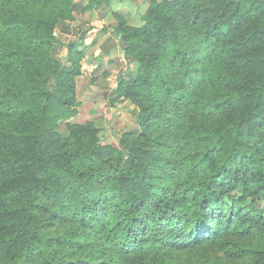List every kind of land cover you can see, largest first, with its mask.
<instances>
[{
  "label": "trees",
  "instance_id": "1",
  "mask_svg": "<svg viewBox=\"0 0 264 264\" xmlns=\"http://www.w3.org/2000/svg\"><path fill=\"white\" fill-rule=\"evenodd\" d=\"M109 0H88L92 10ZM75 0H0V264H264V0L111 11L135 130L78 114Z\"/></svg>",
  "mask_w": 264,
  "mask_h": 264
},
{
  "label": "rangeland",
  "instance_id": "2",
  "mask_svg": "<svg viewBox=\"0 0 264 264\" xmlns=\"http://www.w3.org/2000/svg\"><path fill=\"white\" fill-rule=\"evenodd\" d=\"M148 1L109 0L108 4L84 10L87 0H75L73 18L59 21L55 29L56 47L62 62L68 63L69 43L84 52L81 59L83 74L76 84L80 101L78 114L68 121H59L57 129L60 132H67L68 122L93 120L100 127L102 140L116 143L125 131L137 128L136 107L130 100H117L112 92L118 77L134 73L137 63L126 60L117 50L110 52L112 47H121L111 11L120 13L129 24L140 25L143 22L141 13Z\"/></svg>",
  "mask_w": 264,
  "mask_h": 264
},
{
  "label": "crops",
  "instance_id": "3",
  "mask_svg": "<svg viewBox=\"0 0 264 264\" xmlns=\"http://www.w3.org/2000/svg\"><path fill=\"white\" fill-rule=\"evenodd\" d=\"M87 2H88V0H87ZM148 3H149V1H148ZM147 6H148V4L146 5V7H147ZM146 7H145V9H146ZM141 14H142V13H141ZM118 36H119V35H118ZM118 47H119V48H118ZM112 50H117V53H118V52H121L122 55H123V50H122L121 47L118 46V45H117V48L112 47V48L110 49V52H111ZM110 52H109V53H110ZM123 56H124V55H123ZM124 58H125V57H124ZM116 86H117V85H115L113 89H115ZM112 91H113V90H112Z\"/></svg>",
  "mask_w": 264,
  "mask_h": 264
}]
</instances>
